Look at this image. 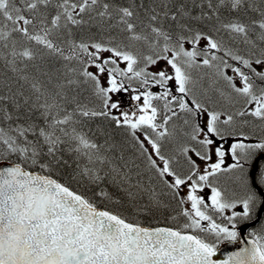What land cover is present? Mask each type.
Here are the masks:
<instances>
[{
	"label": "snow or ice",
	"instance_id": "snow-or-ice-1",
	"mask_svg": "<svg viewBox=\"0 0 264 264\" xmlns=\"http://www.w3.org/2000/svg\"><path fill=\"white\" fill-rule=\"evenodd\" d=\"M0 264H264V0H0Z\"/></svg>",
	"mask_w": 264,
	"mask_h": 264
}]
</instances>
